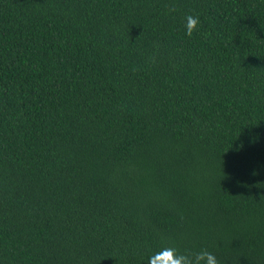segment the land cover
Listing matches in <instances>:
<instances>
[{
    "label": "trees",
    "instance_id": "obj_1",
    "mask_svg": "<svg viewBox=\"0 0 264 264\" xmlns=\"http://www.w3.org/2000/svg\"><path fill=\"white\" fill-rule=\"evenodd\" d=\"M164 247L264 264V0H0V264Z\"/></svg>",
    "mask_w": 264,
    "mask_h": 264
},
{
    "label": "clouds",
    "instance_id": "obj_2",
    "mask_svg": "<svg viewBox=\"0 0 264 264\" xmlns=\"http://www.w3.org/2000/svg\"><path fill=\"white\" fill-rule=\"evenodd\" d=\"M168 11L175 12L176 8L174 6L170 7ZM199 25V17L193 15L186 16V35L191 37L198 30ZM255 174L254 172L253 175ZM149 264H219V261L213 253L206 249L198 252L180 253L175 247H164L149 258Z\"/></svg>",
    "mask_w": 264,
    "mask_h": 264
}]
</instances>
